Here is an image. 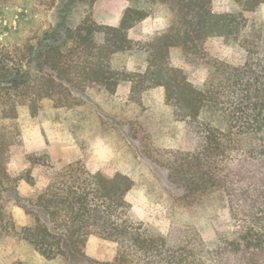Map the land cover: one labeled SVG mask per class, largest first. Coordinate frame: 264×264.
Masks as SVG:
<instances>
[{
    "label": "trees",
    "instance_id": "trees-1",
    "mask_svg": "<svg viewBox=\"0 0 264 264\" xmlns=\"http://www.w3.org/2000/svg\"><path fill=\"white\" fill-rule=\"evenodd\" d=\"M234 1L241 11L220 14L213 11L212 0H158L173 19L148 42L132 40L128 30L150 13L127 8L116 26L87 16L76 28L52 26L11 45L8 36L21 22L14 29L8 16L12 0H0L4 120L15 121L23 106L36 115L42 100L72 108L78 105L76 96L90 90L112 94L122 82L131 83V100L141 105L144 92L161 87L175 117L186 122L196 141L192 151L168 153L164 165L170 186L187 197L223 193L232 224L217 234L212 247L176 224L164 235L131 219L127 195L134 182L128 176L109 178L69 167L53 174L33 199L16 195L35 221L24 239L43 258L82 256L87 241L99 237L117 246L112 264H264V44L243 35V12L256 11L264 0ZM36 2L51 9L56 0ZM216 38L242 58L209 62L202 86L188 82L168 63L170 49L198 54ZM128 52L146 55L143 72L113 67V57ZM4 138L0 134V146Z\"/></svg>",
    "mask_w": 264,
    "mask_h": 264
},
{
    "label": "rangeland",
    "instance_id": "rangeland-1",
    "mask_svg": "<svg viewBox=\"0 0 264 264\" xmlns=\"http://www.w3.org/2000/svg\"><path fill=\"white\" fill-rule=\"evenodd\" d=\"M127 8L146 10L149 17L128 30L134 41L148 42L165 30L173 15L158 0H56L51 9L36 0H12L8 16L12 25L21 27L9 36L11 45L36 37L42 30L62 25L76 28L91 16L97 23L116 26ZM215 13H236L241 7L234 0H212ZM243 35L264 44V5L243 12ZM61 27V26H59ZM146 55L125 53L113 57L120 72H143ZM222 39H211L198 54L176 47L169 50L168 63L188 82L202 86L210 69L208 63L226 59L238 63ZM131 83L122 82L114 93L87 91L76 96L78 105L56 108L42 100L39 111L31 115L27 106L19 109L15 121L4 120L0 109V264H112L116 244L91 237L81 255L43 258L24 239L25 230L35 221L16 201L33 199L57 171L74 167L91 174L113 177L117 173L134 182L127 200L131 219L153 226L164 235L172 224L195 231L212 247L217 234L231 230L226 197L212 192L187 197L183 190L168 182L164 161L170 152L192 151L196 141L186 122L178 120L167 104L161 87L143 93L141 105L130 97ZM7 173V177L4 173ZM35 183L31 186L29 183ZM17 188L15 193L14 189Z\"/></svg>",
    "mask_w": 264,
    "mask_h": 264
}]
</instances>
